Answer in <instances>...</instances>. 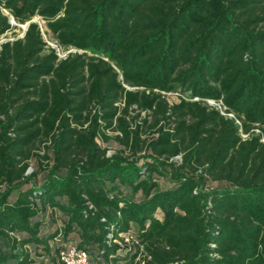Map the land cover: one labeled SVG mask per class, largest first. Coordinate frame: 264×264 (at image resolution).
<instances>
[{"label": "trees", "instance_id": "16d2710c", "mask_svg": "<svg viewBox=\"0 0 264 264\" xmlns=\"http://www.w3.org/2000/svg\"><path fill=\"white\" fill-rule=\"evenodd\" d=\"M10 19L26 30L0 44V264L71 247L264 264V0H0V38Z\"/></svg>", "mask_w": 264, "mask_h": 264}, {"label": "built area", "instance_id": "2783aa9c", "mask_svg": "<svg viewBox=\"0 0 264 264\" xmlns=\"http://www.w3.org/2000/svg\"><path fill=\"white\" fill-rule=\"evenodd\" d=\"M36 18H38V17H36ZM38 19L42 23V26L38 24L40 31H41V34L43 37H45V35H44L45 29L43 27L44 22L40 18H38ZM24 27L26 28V25H24ZM44 40L46 42V45L49 48H51L52 50H54L55 55L58 57V59H65L69 53L74 52L73 50L63 51L62 48L59 45H57L55 42L50 41V40H46V39H44ZM207 104L211 107H215L217 110L220 111V113L222 115H225L223 112V109L221 108V104L215 103L213 101H207ZM227 116L231 117V115H227ZM243 137H245V136H243ZM124 241L127 245H130L131 238L127 237L124 239ZM59 260L62 264H89V258L87 256V254L84 251L78 250V249L73 248V247L62 251L59 254ZM136 262H138L139 264H143V262L141 261V259L139 257L136 259Z\"/></svg>", "mask_w": 264, "mask_h": 264}, {"label": "rangeland", "instance_id": "374dc122", "mask_svg": "<svg viewBox=\"0 0 264 264\" xmlns=\"http://www.w3.org/2000/svg\"><path fill=\"white\" fill-rule=\"evenodd\" d=\"M32 21L42 26V23H41V21H39L38 18H34ZM10 24L12 25L13 30L11 32L7 33L5 36L1 37L0 43L6 42V41H13L15 39H21L23 37L24 31L26 30L24 25H18L16 23H14L12 19H10ZM44 39L48 40L46 37H44ZM167 98L170 102L176 101V97L174 95H168ZM99 144L102 148H107L109 150L108 155L112 154L118 148L114 142H110L108 144H103V143L99 142ZM36 167H37L36 162L34 160H32L30 163V167L28 168L26 174L30 175L33 172V170L36 169ZM39 178H40V176L36 180L38 181ZM211 186L213 187V186H215V184H211ZM47 220L50 223V225L52 226V229L56 228L59 224L58 219L56 220L55 223H53L51 221L50 217H48ZM51 222H52V224H51ZM35 264H50V261L46 256H41V257H36V263Z\"/></svg>", "mask_w": 264, "mask_h": 264}]
</instances>
